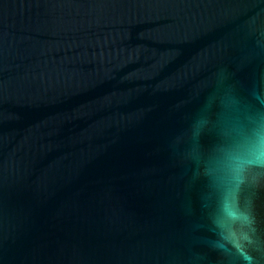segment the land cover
Segmentation results:
<instances>
[{
  "label": "water",
  "instance_id": "95a60500",
  "mask_svg": "<svg viewBox=\"0 0 264 264\" xmlns=\"http://www.w3.org/2000/svg\"><path fill=\"white\" fill-rule=\"evenodd\" d=\"M259 131L264 0H0V264H246L218 181Z\"/></svg>",
  "mask_w": 264,
  "mask_h": 264
},
{
  "label": "clouds",
  "instance_id": "9594fccd",
  "mask_svg": "<svg viewBox=\"0 0 264 264\" xmlns=\"http://www.w3.org/2000/svg\"><path fill=\"white\" fill-rule=\"evenodd\" d=\"M220 163L216 227L217 236L224 242L216 246L229 254L234 250L246 264H251L252 257L244 248L255 243V221L248 210V202H245V207L241 206V195L250 172L264 177V133L259 131L256 134L254 146L248 152L230 150ZM237 224L241 225L239 233L234 228Z\"/></svg>",
  "mask_w": 264,
  "mask_h": 264
}]
</instances>
